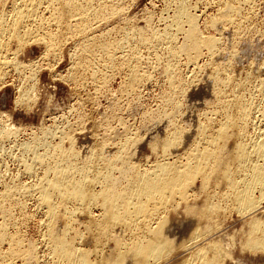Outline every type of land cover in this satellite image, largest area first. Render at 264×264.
<instances>
[{
    "label": "bare ground",
    "instance_id": "6f19581e",
    "mask_svg": "<svg viewBox=\"0 0 264 264\" xmlns=\"http://www.w3.org/2000/svg\"><path fill=\"white\" fill-rule=\"evenodd\" d=\"M11 1L8 10H5L3 7L4 10L0 8V84L4 79L3 76L11 71L20 75L30 68V61L19 59L20 47H24L23 45L25 43L27 44L28 41L30 42V39L35 41L40 40V42L43 41L45 43V45L43 44L45 46L43 54L47 56L49 53L51 54L52 52H55L54 49H56L57 45H60L59 41H63L68 36L71 37L74 32H72L71 29H68L71 34L68 32V35L66 32L67 34L64 39L59 40L58 35L63 37L64 35L62 31H67L63 30L64 26H62V23H65L63 20L69 18L67 21H70V25H67L68 23H66L65 27L68 26L69 28V26H71L72 28V26H74V29H79L80 33L82 31V33L86 34L88 37L89 35L85 33L88 30V27L86 28V25L82 27L81 25H83V23L85 24V20L88 19L87 17L90 14L93 15V13H99L97 11L99 6L92 10L90 9L91 6L89 7L91 11L88 9L91 13L87 11L88 14H90L86 16L85 7L87 5L88 8L91 4H86L84 6L81 1L80 4L75 0H58V5L55 3L57 6H55L50 0L48 4H45L47 0ZM84 2L87 3L86 0H84ZM6 3L7 1L5 4ZM230 3H233V1ZM224 5L225 8L227 6V11H225V8H221L223 9L222 11L225 12L220 14V16H223L219 21L225 19L224 21L226 23L228 22L227 20L233 22L232 20L234 19L231 17L235 16L236 14L234 15V13L239 11L236 9L237 5L236 7L234 6L235 4L226 5V3H224ZM75 9L76 11H74ZM93 10L96 11L93 12ZM237 14H239V12ZM173 18L178 29L184 31L182 32L184 33V41H182L180 46L177 47V50H175L176 48L174 49V45V52H172L173 56L175 54L177 58V56L180 55L179 53H185L186 58H188V63H191L196 68L199 66V59L203 55L202 51L204 49L205 51H208V54H215L214 52L218 49L217 47L219 45V37L213 36L212 34V36L203 35V32L198 29L197 16L189 12L186 4L181 3L178 6L175 12V17ZM217 18L220 17L218 16ZM217 18H214L216 20H213L212 22L214 27L215 24L219 22L217 21ZM96 20L97 18L95 21H92L96 23ZM45 23L54 26L55 31H53L50 26V31H52H48L44 27ZM184 23H187L186 28L183 27ZM89 25L91 24L89 23ZM96 26L94 25V27ZM94 27L89 28L88 31H92L90 29H94ZM167 27L170 28L169 26ZM134 28L135 27H133V30ZM40 29H44V32L39 33ZM98 29L99 26L96 30ZM165 30L167 31V29ZM141 31L142 30L139 32L141 33ZM150 31L152 32V30ZM139 32L138 34H140ZM76 33L79 34L78 32ZM96 34H93V37L94 35L96 36ZM164 34L166 39H168V33ZM100 36L102 37L103 34H99V37ZM133 36L135 37V35ZM139 36H141V42L144 41V39H150V37H147V34H140ZM159 37L160 36H158V39L161 40L163 35L162 37ZM173 37L175 39L177 35ZM55 38L58 40H55ZM88 38L85 40V43L88 41ZM169 38L172 40V37ZM66 40L69 39H65V41ZM93 40V42H95L97 38L96 40L93 38ZM102 40L101 42H104ZM155 40L156 42L159 41L157 39ZM162 40L164 39L162 38ZM109 41H107L108 43L102 44V50H104L103 47H106L108 44L110 45ZM89 42H87L88 45L83 42L84 45L87 46H83L82 49H87L86 47L89 45V47H92L90 49H98H94L93 46L95 47V45L93 44V46H91L92 44H89ZM101 42H96V44H99L97 46H100ZM116 43L113 47L114 50L117 47ZM166 43L170 44L169 41ZM173 43H175V40ZM14 44H16V47L13 46ZM121 44L122 42L120 43V47ZM60 47L61 46H59V48ZM109 47H112V45L108 46V49L110 50ZM120 47H117V49H120ZM85 49H83V52H81L82 50L80 52L86 53ZM122 49H124L123 46ZM108 52L107 56L110 55V59L108 60L111 61L112 57L116 56V53L114 54L113 52V56L111 57V52ZM89 53L91 54V52ZM95 53L96 52L94 51L93 54L96 57L97 54ZM86 54L83 55L88 56V53ZM98 54L100 56L101 53L98 51ZM92 55L89 56L92 57ZM99 56H97V58H99ZM78 57L80 58V56ZM106 57L104 56L103 60H106ZM127 57L125 56V58ZM130 57L129 59H131ZM87 59L89 60L88 57ZM123 60L125 61V59ZM131 60L134 59L132 58ZM76 61L78 60L76 59ZM90 61L86 62V64L90 63ZM78 63H81V61H78ZM128 63L129 62H127V64ZM78 65L81 67L82 64H77L76 66ZM121 65L123 64L121 63ZM169 65L167 66L170 67ZM220 67H222L221 64H218L216 67H213L214 70L210 72V77H215V84H217L215 87L218 88L219 83L221 85L234 84L233 82L235 78L229 73L222 75V73H220V69L222 68ZM73 68L76 69V67ZM31 69H28V71ZM31 71L30 75L27 74L28 76L23 74L26 76L25 78H27V81L28 79H32L33 75H36H32L33 69ZM136 71L133 70L132 73L135 72V74H137ZM170 73L171 72H169V74ZM131 74L130 76H132ZM171 74H173V72ZM137 76L139 77L138 80L142 78L140 77L141 75ZM133 77H131V79ZM173 80L175 81L176 79ZM27 83L24 82L23 85H19L21 89L19 88V96H17L18 103L31 98V93L35 92V84L34 86L31 84V86L27 85ZM235 86L236 85L234 84V87ZM241 86L243 87L244 84L241 83ZM216 88L217 103L220 104V113L225 116L224 119L219 121L220 123L218 124L212 122V119L214 121L216 117L208 119V123L206 122L207 124H204L205 122L201 123L204 125L198 126L196 136L195 138L192 137L193 140H191V143L189 144L187 143L190 138L189 133L188 135L187 133L185 134V132L180 130L178 126L167 128L164 136H161L162 140H159L161 138H157L158 140L154 139L153 142L151 141L149 143L152 149L161 156L158 155L160 156L159 158L154 159L152 163L149 161L150 164L146 166H143V164H140L137 161L133 162L130 158L131 152L129 150L135 141L133 138L124 139L125 141L122 142L121 148L119 149V146L117 151L112 149V151L107 152L105 149L107 147L104 145L106 143H102V145L99 146L97 145V147L95 146L97 149L92 151V153L90 152V157L88 156L89 159L85 163L78 162V153L74 149V143L71 136H68V148L64 147L62 143L52 145L46 140V142H42L39 138V140H32V144L28 143V146H30H26V148H29L30 154L32 151L33 155L31 154L29 157L32 159L31 162H26L27 160L25 161V164L23 162V168L25 169L24 172L28 174L32 173L35 166L36 168L37 166L42 167V171L39 174H36L38 177L35 175L36 178H38L37 180L35 178L36 182L34 181L29 185L26 183L27 186L26 184H23L24 186L21 189L19 188V191H23L25 195L28 194L29 196L34 193L39 205L37 206L42 209L43 215L47 217L45 219L46 221L44 220L46 226V237L44 236L46 239L45 245L48 258L53 264H161L167 261L170 256L172 258V255L175 253H178V255H176L179 257L177 258L178 260H175V264H229V260L233 263L235 262V264H240L241 259L237 261V256H235L233 251L227 246L229 241L227 244H224L223 239L219 238L220 236L216 239L213 237L216 227H218L222 221V218H220V215H222L221 213L227 208L229 210V207L233 208V210L236 209L238 214L244 216L247 220V223L245 224H248V227L245 226L247 229L242 230V232L244 231V240H242L243 237L241 236L242 241H239L240 249L242 251L249 250L255 254L259 251L264 252V204L260 207L264 201V130L260 129L263 131L259 130L260 132H258V135L252 133L256 137L252 135L250 136V130L253 128V119L251 115L253 114V109L251 108L254 105L252 106L253 103L250 100L252 107L249 106L250 102L248 101V104L245 101V98H243L246 95L241 96L244 93L242 94L237 90L241 95L237 94V92H233V96L231 97L230 95L231 98L229 97V99L227 98L228 96L224 95V86L222 87V90L220 89L221 87L219 90H216ZM235 89L233 88L234 91ZM32 95H34V93ZM216 112L217 111H215V113ZM262 125L264 126V124ZM10 126L9 128L0 130V135L4 136V138L7 137L10 139V135L18 130V126L16 127L14 124L11 127ZM260 127L262 128V126ZM182 138L184 139L182 140ZM39 145L45 146L43 152L39 151ZM182 145L186 146V149H183L186 151L184 154L185 157L177 155V152L175 153V150ZM25 151L28 152V149H25ZM24 158L26 157L24 156ZM36 172L37 171H34L33 173ZM198 178L200 179V184L196 185ZM14 180H16V178ZM4 183L1 186L5 185L7 188L4 187V189H6L1 192L0 195V246L2 247L3 244H8V249L6 253L4 252V259L1 264H13V259H21L20 261L22 264H39V260L37 259V247L35 244L30 243L26 248H23V240L20 234H16V232L15 234H11L8 230L9 226H11L9 224V220H11L10 214L12 216L14 214L10 212V209L12 208L11 206L13 205L11 200L14 198V191L9 189L11 183L9 186H7V182L6 184ZM12 184H16V186L13 185V187L17 188V183L14 182ZM19 191L17 193H19ZM18 195L16 194V196ZM25 195L23 194V196ZM15 199L16 201L14 202H18V198ZM20 200L19 202H21ZM9 201L12 203V205H10L11 203L8 204L11 208L6 205ZM22 206L23 205H20V207ZM179 207H182V211L187 214V229L191 228V233L189 237H185L186 239L183 237L185 227L183 228L184 230L181 228L183 224L179 227L181 228V231H171V229L173 230L172 227L174 222L173 219L169 218L168 213L171 210L178 211ZM225 207L227 208L225 209ZM182 211L179 210L178 213H181ZM82 214L83 216L85 214L88 220L85 222H82V220L81 222L79 221V223H84V227H86L85 229L89 232L88 235H91L90 237L94 240V244L92 243L93 246H91V248L85 247L83 242H79V238L82 234L80 235L79 231L73 229L78 227L72 226L73 222L80 220L77 217L79 215L81 217ZM61 218L65 219L66 224L62 223L65 225L63 229L56 230L60 228L55 227L56 222L58 219L61 221ZM179 221L182 222V220ZM12 222L10 221V223ZM117 225H120V227L123 226L125 230H128V239L121 238L122 236L120 237V230L117 234L115 233L117 236L114 235V228ZM125 232H122L124 233L123 237L125 236ZM180 233H183V236H181ZM187 233H189V231ZM177 234L179 237L181 236L180 240L177 239L179 238ZM182 237L183 239H181ZM110 240L114 242V246L110 247L111 249L108 248L110 252H107L106 249H103V246H105L104 242H110ZM93 254H95V258H92ZM253 256L255 262H258L257 264H264V255L256 256L253 254ZM2 258L0 259L1 261Z\"/></svg>",
    "mask_w": 264,
    "mask_h": 264
},
{
    "label": "rangeland",
    "instance_id": "374dc122",
    "mask_svg": "<svg viewBox=\"0 0 264 264\" xmlns=\"http://www.w3.org/2000/svg\"><path fill=\"white\" fill-rule=\"evenodd\" d=\"M6 1L7 5L5 4ZM6 1L0 0V8L3 7L5 10H8L11 0ZM50 1L58 5V0ZM75 1L78 3L81 1L84 6L86 4H91L88 8L87 5L85 7L86 16L91 13L90 11L92 9H96V7L99 6L97 8V11L99 12L97 13L98 15L96 13L94 14L93 12L96 10H93V15L90 14V17L88 16V19H86L87 21L85 20V24L83 23V25H81L82 27L86 25L88 30L89 28L94 27V25H97L94 29H90L92 31H84L89 35L88 37L92 35V40L91 37L88 38L86 34L82 33V31L80 33L79 29H74V26H72V28L71 26H69V28L68 26L65 27L66 23H68L67 25H70V21H67L69 18L67 20H63L65 21V23H62V26H64L63 30L67 31H62L64 35L63 37L58 35L59 40H63L68 32L71 34L68 29H71L72 32L74 31L75 35L73 32L70 37L68 36V33V37L66 36L67 38L65 39L69 40L65 41L64 39L61 42L59 41V46L61 47L59 48L57 45L58 48L56 47V49H54L55 52H52L51 54L49 53L46 56L43 54V51L45 50V43L43 41L40 42V40L35 41L32 39H30L31 41H28L27 44L25 43L23 45L24 47H20L19 49V54L21 55H19V59L23 61H30L31 65L28 69L32 68V75H36H33L34 77L32 76V79H28L27 81V78L25 77L28 76L27 74L30 75L32 69L30 71L27 69L25 70V73H21L20 75L11 71L3 76L4 79L1 83L2 85L0 84V130L9 128V126H12L13 124L16 127L18 126V130L12 133L13 135H10V139L7 137L4 138V136L0 135V195L1 192L7 188L5 185L1 186L4 181V184L7 182V186L11 183L9 189L14 191V198L11 200L13 205L11 201L7 202L6 205L11 203L10 205H12L11 207L13 209L10 205H8V207L11 208L10 212L14 213V217L10 214L11 220H9V224L11 226H9L8 230L11 234H15V232L16 234H20L23 240V248H26V246L30 245V243L35 244L37 247V253L39 254H37L39 264H53V262H51L48 258L45 245L46 226L44 224V220L47 217L43 215L42 209L38 207L39 205L34 193L30 194V196L26 194V196L23 191H19V188L21 189L26 183L29 185L34 181L36 182L38 179L36 178V174H39L42 171V167L37 166L36 168L35 166L32 171H37L36 173L32 172L28 174L24 172L25 169L23 168V165L25 164V161L27 160L26 162H31L32 160L29 158L32 151L30 154V149L26 148V146H30H28V143L32 144L34 140L40 139L42 142L46 140L52 145L62 143L64 147L68 148V136H71L74 143V149L78 153V162L85 163L89 159L92 151L97 149V145L99 146L102 145V143H106L104 145L107 147L105 148L107 152L112 151V149L117 151L119 146V149L121 148L122 142L125 141L124 139L133 138L136 142H133V145L129 150L131 152L130 158L133 162L137 161L138 163L143 164V166H146L150 164L149 161L152 163L154 159L161 156L152 149L149 143L151 141L153 142L154 139L156 140L157 138H161L159 140H162L167 128L178 126L180 130L185 132V134L187 133L188 135L189 133L190 138L188 140L189 142H187L189 144L191 143V140L195 138L199 125L201 126L207 124L208 119L215 117L214 121L212 119L214 124H218L220 123L219 121L224 119L225 116L220 113V104L217 103L216 99L217 91H215V85L217 84H215V77H210V72L214 70L213 67H216L218 64H221L222 66L220 67L222 68L220 69L222 71H220V73H222V75H225V73L231 74V76L235 78H233V83L238 87H234V84H226V87L225 84L221 85L219 83L216 90H219L220 87L222 90V87L224 86L223 91L224 95L228 96L227 98H229L230 95L232 97L234 94L233 92L236 93L237 90H239L242 94L244 93L241 95L239 91L237 92V94H240L241 96L246 95L243 98H245V101L248 104L251 100L253 104L250 102V107L254 105V108H251L253 109V114H251L253 119V128L250 130V136L252 135L256 137L252 133L258 135V132L264 130V126L262 125L264 124V0H231L233 3H230V0H94L96 2L93 0H86L87 3L84 2V0ZM90 1L95 6H93ZM48 2L49 0H47L45 4H48ZM181 3L186 4L189 12L197 16L198 29L203 32V35L209 36L212 34L213 36L219 37L218 40L220 39L218 41V49L215 50V54H212L213 56L210 53L208 54V51H205V49L202 51L203 55L200 57L199 66L196 68L191 63H188V58H186L185 53H179L180 55L177 56V58L175 54L174 56L172 55L174 49L176 48L175 50H177V47H179L182 41H184V33H182L184 31L179 30L177 24L173 21L175 12ZM224 3H226V5L235 4V7L237 5L236 9L237 11L239 10V14H237V12L234 13V15L236 14L235 16L232 15L233 17L231 18L234 19L232 20L233 22H231V20H227L228 22L226 23L224 21L225 19L219 21V19L223 16H220V14L227 11V6L225 8ZM56 4L55 6H57ZM89 7H91V10ZM221 8H225L226 10L222 11L223 9ZM88 9L90 11H88ZM74 11H76V9ZM87 11L90 13L88 14ZM218 16L220 18H217ZM96 18L97 24L94 22ZM214 18H217V21H219L215 24V27L212 24L213 20H216ZM89 23L91 25H89ZM45 24L44 27L48 31H50V27L53 31H55L54 26ZM183 25L184 28L187 27V23H184ZM98 26L99 29L96 30ZM133 27H135L134 30ZM139 29L142 30L141 33L139 32ZM149 29L152 30V32ZM165 29H167V31ZM134 31L135 33L133 34ZM137 31L140 34H147V37H150V39H144V41L141 42V36H139L140 34H138ZM42 32H44V29H40L39 33ZM164 33H168L169 37H172L173 41L168 37V35V39H166ZM93 34H96V36L94 35L93 37ZM99 34H103L102 37L100 36L101 39ZM132 34L135 35V37ZM176 35L177 37L174 39L173 36ZM158 36L162 37L164 40H162V38L159 40ZM56 38L55 40H58ZM87 38V42L90 40L92 43L89 42V44H92L91 46L94 44L95 47L93 46V48H98L99 50L90 49L92 47H89V45L86 47L87 49L83 48L86 50V53H88V56H84L86 53L81 52H83L82 47L88 45L87 42L85 43ZM93 38L95 40L97 38V40L93 42ZM80 39L84 40L80 42ZM155 39L159 41L156 42ZM101 40L104 42H101ZM167 40L170 44L166 43L168 42ZM174 40L175 43H173ZM107 41H109L112 47H109V50L108 46L110 45L108 44L106 47H103L104 50H102V44L108 43ZM83 42L87 45H84ZM96 42H101L100 46H97L99 44H96ZM121 42L123 45L121 44L120 47ZM115 43L118 48L120 47V49H117L116 47V51L113 48ZM13 46L16 47V44ZM122 46L124 49H122ZM94 51L96 52L95 54H97L96 57L93 54ZM98 51L101 53L100 56ZM89 52H91V54ZM107 52L111 54V57L113 56V52L114 54L116 53V56H113L111 59V61L114 62L108 60L110 59V55L107 56ZM89 55H92V57ZM101 55H104L105 57L107 56L105 58L106 60H103L104 56L102 57ZM78 56H80V58ZM97 56H99V58H97ZM125 56L128 57L125 58ZM129 57L134 60L129 59ZM76 59L79 62L81 61V63H78ZM114 59H117L116 62ZM123 59H125V61ZM88 61H90V63H87V65L86 62ZM76 62L77 64H84V67L82 65V68L79 65V67L76 66ZM127 62L129 63L127 64ZM110 63L111 65L113 63L114 64L111 66ZM121 63L123 65H121ZM166 64H171L169 65L171 68ZM73 67H76V69ZM131 70H138L136 71L137 74L133 72L135 74L134 75ZM169 72H173V74H169ZM130 74L132 76H130ZM137 75H141L140 77L142 78L138 80L139 77ZM131 77H133L132 79L136 84ZM173 79L176 80L174 81ZM24 82H28L27 85L33 84L34 86L35 84V92L31 93V98H28V101L24 100L23 102L18 103V92L21 89L20 86L23 85ZM241 83L244 84L243 87L241 86ZM233 88H236L235 91ZM33 93L34 95H32ZM215 111L217 112L215 113ZM219 113L223 117H221ZM260 126H262V128ZM183 139L184 138H182V140ZM44 147V145H39V151L43 152ZM181 147H178V149L175 150V153L177 152V155L185 157L184 154L186 151L184 150L186 149V146L182 145ZM25 149H28V152L25 151ZM24 156L26 158H24ZM15 178L16 180H14ZM14 182L17 183L18 186L20 184L19 187L17 186L20 194L17 193V188L13 187L14 184L12 183ZM199 184L200 179L198 178L196 185ZM14 186H16V184ZM4 187L6 188L4 189ZM10 187L16 189L13 190ZM15 193L19 195L16 196ZM22 193L25 196H23ZM32 195L34 196L31 197ZM15 198H18V202H14L16 201ZM19 200L21 202H19ZM263 204L264 201L260 207H262ZM20 205L23 206L20 207ZM226 208L227 207H225V209ZM230 208L231 207H229V210L228 208L226 209L228 210L227 212H225L226 210H223V213H221L222 215H220V218H222V221L218 227H216L215 231L218 235L214 232L213 237L216 239L220 236L219 238L223 239L224 244H227L229 241V245L227 244V246L233 251V254L237 256V261L241 259L240 264H257L258 262H255L253 259V254L256 256H263L264 252L259 251L255 254L249 250L242 251L240 249V242L244 240V231L242 232V230L247 229L248 224H245L247 223V220L244 216L238 214L236 209L233 210V208H231L230 210ZM179 210L182 211V207H179ZM178 211L171 210L168 213L169 218L173 219L174 222L172 227L173 230L171 229V231L178 232V230L181 231V228L186 231L188 223L187 214L184 213V211L181 213H178ZM77 218L80 220L73 222L72 226H76L78 228H72L79 231L80 235L82 234L79 238V242H83L85 247L91 248L94 244V240L90 237L91 235H88L89 232L85 229L86 227H84V223H79V221L81 222L83 220L82 222H85L88 219L85 214L84 216L82 214L81 217L79 215ZM59 220L60 219L57 220L55 227L60 228L56 230L63 229L65 226L63 224H66L65 219L61 218V221ZM179 220H182V222ZM10 221L13 222L10 223ZM12 224L15 226L13 227ZM180 225H182V227ZM245 226L247 227L245 228ZM123 229V226L120 227V225H117L114 228V235H116L120 230V237L122 236L121 238L128 239L129 232L128 230ZM190 230L191 228H188L186 233L184 231V234L180 233V235H184L183 237L187 238L191 233ZM121 231H127L125 232L124 237V233ZM188 231L189 233H187ZM177 236L179 237L178 234ZM241 236L243 237L242 240ZM180 237L177 239L180 240ZM183 237L181 239H183ZM113 243L114 242L111 240L110 242H104L105 246H103V249L110 252L109 249L114 246ZM0 248V259L3 257L2 261L0 260L1 264L4 259V252L6 253L8 249V244H3ZM176 254L178 255V253L173 254L172 258L170 256L167 261L161 264H175V260L179 258ZM92 258H95V254L92 255ZM13 260L12 262L15 264H22L20 261L21 259ZM229 264H235V262L233 263L229 260Z\"/></svg>",
    "mask_w": 264,
    "mask_h": 264
}]
</instances>
